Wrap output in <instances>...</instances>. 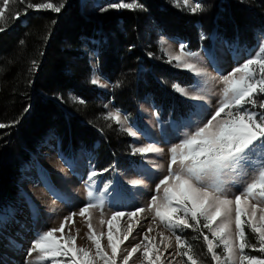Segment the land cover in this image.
<instances>
[{
  "label": "trees",
  "instance_id": "trees-1",
  "mask_svg": "<svg viewBox=\"0 0 264 264\" xmlns=\"http://www.w3.org/2000/svg\"><path fill=\"white\" fill-rule=\"evenodd\" d=\"M45 2L9 0L0 24V124L8 125L0 128V207L17 206L23 169L49 136L57 139L65 157L78 160L85 153L98 169H108L110 178L135 163L130 149L125 144L126 151L120 150L105 123L95 126L102 114L96 105L112 100L133 118L147 95L166 105L172 95L164 80L169 82L174 73L163 61L154 65L157 57L151 51L157 53V47L148 41L152 34L182 39L190 50L208 43L200 39L202 33L248 48L259 33L264 35V0H200L204 11L196 14L163 6L161 0H139L143 9L135 11L110 8L120 0H105L107 11L97 20L84 15L80 0H52L64 3L59 13L27 8L28 3ZM85 47L95 51L96 71L112 85L109 94L88 84ZM200 247L205 250L203 242Z\"/></svg>",
  "mask_w": 264,
  "mask_h": 264
},
{
  "label": "snow or ice",
  "instance_id": "snow-or-ice-1",
  "mask_svg": "<svg viewBox=\"0 0 264 264\" xmlns=\"http://www.w3.org/2000/svg\"><path fill=\"white\" fill-rule=\"evenodd\" d=\"M173 4L192 14L204 11L203 5L193 0H173ZM108 7L135 11L143 9V4L139 0H120ZM27 8L59 13L64 3L48 0L28 3ZM8 9L9 0H3L0 24L6 20ZM19 15L16 13L17 18ZM204 38L202 33L201 39ZM165 54L169 63L175 62L194 77L204 78V83L217 81V77L210 76L195 62L197 53L187 51L184 44H180L178 53L166 50ZM91 82L100 83L95 78ZM218 83L223 85L220 99L209 117L198 123L188 122L185 127L189 131L176 127L179 140L168 149L167 174L156 183L155 194L146 207L106 213L103 200L92 202V187L96 178L108 169L92 170L88 174L89 202L78 212L65 216L58 227L38 233L27 250L24 264H132L134 258V264H200L192 245L177 234V230L185 229L199 233L213 264H264V100L257 99L264 96V43L259 44L250 58L221 75ZM172 87L191 100L208 99L203 92H189L179 84ZM105 119L120 125L132 138L141 135L138 129L127 126L128 118L119 110L108 112ZM7 126L0 124V128ZM131 151L133 155L146 156L163 154L164 149L156 143H147ZM129 183L142 186L145 181L132 179ZM230 184L239 185L240 191L230 196ZM46 186L58 195L47 182ZM146 213H151V222L142 239L130 248L125 247L141 220L147 219ZM15 216V207H0V240L18 250L16 239L7 234V226L15 222ZM77 216L87 227L86 245L77 244L80 237V229L75 227ZM246 230L255 236V243L249 242ZM220 248L222 252L217 251ZM248 249L259 255L248 254Z\"/></svg>",
  "mask_w": 264,
  "mask_h": 264
},
{
  "label": "rangeland",
  "instance_id": "rangeland-1",
  "mask_svg": "<svg viewBox=\"0 0 264 264\" xmlns=\"http://www.w3.org/2000/svg\"><path fill=\"white\" fill-rule=\"evenodd\" d=\"M194 3L200 2V0H193ZM105 1L103 0H80L81 10L84 15L90 19H99L102 13L101 9L104 8ZM163 6H170L175 8L176 11H182L184 13H191L186 8L176 7L173 4V0H161ZM37 10V9H31ZM46 10V9H39ZM153 29H156V25L151 23ZM205 40V39H201ZM256 45L251 50H237L234 47L230 48L221 39L214 38V42L209 51L198 50L193 53H197L194 57L195 62L207 70L210 76L217 77V81H209L204 83V78L194 77L190 72L185 71L184 78L179 77L183 73L175 72L173 75V83L167 81L169 78H165L164 82L170 87L169 92H175L179 97L188 101H193L196 107L197 113L191 115L190 121L200 122V120H206L209 114L214 111L218 105L220 99L222 84L218 83V78L221 75H226L238 64L243 63L244 60L250 58V54H254L259 44L264 43V38L259 34L256 38ZM149 42L153 43L157 47V53L151 51V54H155L157 59L154 65L159 66L162 63L165 68H173L175 70H183L175 65V62L169 63V57L165 54L166 50L175 54L179 51L180 42L175 39L167 38L161 34L151 35ZM163 41V43H161ZM84 50H87L85 47ZM88 52V65L89 71L86 79L90 86H92L96 92L109 94L112 90V85L108 84L96 73L95 70V52ZM148 53V52H147ZM161 55L166 57L165 60L161 58ZM215 65V66H214ZM219 69V71L217 70ZM163 76V75H162ZM193 77V84L189 86V77ZM175 77L178 82L174 81ZM99 80V84H93L92 79ZM179 84L185 87L189 92H203L207 95V101H194L188 97L182 96L176 92L172 85ZM101 107V115H97L96 121H94L97 128H102V124L105 123L107 126L104 127L108 130L113 131V135L116 136V143L118 144L121 151H126L127 148L132 150L133 147H139L147 143H156L159 147L164 149L163 154H148L146 156H140L142 160V169L136 170L129 168L118 174V180L123 184V194L120 195L114 187L112 190L109 188V183H102L98 178L92 187L94 196L92 202L104 201V211L109 213L111 211H123L129 212L134 211L138 207H146L149 203L151 196L155 194V185L159 179L163 178L167 174V164L169 161L168 149L171 145L175 144L179 140L177 135L176 127L178 126L181 131L191 130L185 125L190 122L188 121L185 125L175 124L170 127V130L166 124L158 120L156 113L153 110L152 104L148 98H145L139 103V117L140 125H135L129 120L128 114L124 111L113 106V102L107 101L103 103L100 101L96 107ZM247 107V106H246ZM119 110L122 116L128 118V125L135 129H138L141 133L139 138H132L128 136L121 128L120 125L116 124L111 120L105 119L108 112ZM199 114V115H197ZM58 145L54 139L49 138L44 148L37 152L33 158L31 164L26 168L24 172V178L19 184L21 190V198L19 205L15 207L17 222L11 223L7 226V234L16 239L20 245L18 250H13L4 241L0 240V264H4V261H8L9 264H24V260L27 254V250L31 246V242L36 238L38 233L56 228L59 226L63 218L72 212H78L80 207H83L89 202L87 197L88 190V174L92 171L89 167L85 166L81 161V164L76 163L73 165L70 161L62 158L59 153ZM132 152V151H131ZM138 155H133L136 157ZM137 158V157H136ZM156 165L161 167L157 169ZM79 171V172H78ZM74 172H78L79 176L75 175ZM250 178V177H249ZM132 179H143L145 181L142 186H133L129 183ZM55 190L58 195H54L53 191H50L49 187ZM230 191L229 195L238 193L240 191L239 185L228 186ZM105 188L115 195L119 200L116 204H106L104 191ZM102 189L104 191H102ZM51 202V203H50ZM99 213H96L98 218ZM147 219H142L139 227L136 228L133 236L129 238V241L125 242V247H131L142 239L143 232L147 229L148 224L151 222V213H146ZM75 227L80 229V237L77 239L78 245H86L88 241L84 238V233L87 231L86 224L83 219L79 216L75 217ZM127 218L125 217V220ZM78 220V221H77ZM124 221H122L123 223ZM25 223L28 226L25 228ZM83 223V224H82ZM186 232L193 234L187 236L182 235L183 230H177V234L182 236L188 241L193 247L195 255L199 258L200 264H212L208 259L211 260L210 255L205 250L201 249L200 242H203L202 237H199V233L192 229H185ZM67 231V230H66ZM206 231V230H205ZM250 232V230H246ZM21 232V233H20ZM20 233V234H19ZM250 234H252L250 232ZM253 235V234H252ZM199 237V238H198ZM253 243H255V236L253 235ZM106 242V241H105ZM204 243V242H203ZM169 251H174L171 249ZM218 252H222V248L217 249ZM248 254L259 255L258 252H254L248 249ZM7 256V257H6ZM179 259V258H177ZM186 259V258H184ZM135 261V258H134ZM134 261L132 264H134ZM210 262V263H208Z\"/></svg>",
  "mask_w": 264,
  "mask_h": 264
},
{
  "label": "bare ground",
  "instance_id": "bare-ground-1",
  "mask_svg": "<svg viewBox=\"0 0 264 264\" xmlns=\"http://www.w3.org/2000/svg\"><path fill=\"white\" fill-rule=\"evenodd\" d=\"M50 203H51V202H50ZM17 221H18V219L15 220V222H17ZM77 221H78V220H77ZM82 224H83V223H82ZM27 226H28V224L25 223V226H24V227L26 228ZM79 228H80V227H79ZM20 233H21V232H20ZM20 233H19V234H20Z\"/></svg>",
  "mask_w": 264,
  "mask_h": 264
}]
</instances>
